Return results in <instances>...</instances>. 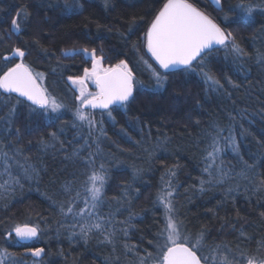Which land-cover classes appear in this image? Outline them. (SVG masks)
<instances>
[{"label": "trees", "instance_id": "obj_1", "mask_svg": "<svg viewBox=\"0 0 264 264\" xmlns=\"http://www.w3.org/2000/svg\"><path fill=\"white\" fill-rule=\"evenodd\" d=\"M66 2L82 7L67 10ZM190 2L232 31L247 53L237 57L231 50L220 48L207 57L206 70L224 87L213 91L197 74L199 68L188 74L177 72L164 89L139 92L127 109L117 108L114 121L100 116L97 110L95 119L103 120V135L99 123L89 135L87 127H72L76 102L68 77L81 75L90 61L82 55L64 57L62 53L96 48L106 65L125 60L136 78L149 84L140 57H150L142 42L139 52L133 43L143 36L160 0H111L107 9L103 0H0V70L10 66L3 56L10 55L14 47L25 50V63L44 73L45 87L66 105L51 118L17 105L9 126L6 118L14 101L7 105L0 102V117L5 118L0 119V183L10 174L23 184V188L14 186L8 199H0V232L5 224L23 221L29 215L43 229L40 239L23 245L0 239V247L15 253L19 264L37 260L39 264H136L137 257L126 251L125 245L135 246L140 255H145V249L154 251L149 241L163 223L156 193L161 177L170 168H175L174 179L179 185L175 207L186 227L193 234L203 228L209 245L228 243L235 249L239 244L249 254L255 253L257 241L264 239V193L252 191L264 180V65L257 62L258 53L264 54V10L257 8L246 17L236 5H259L264 0H221L219 10L213 0ZM21 9H26L27 15L20 17L21 31L12 34V18ZM229 79L238 87L229 84ZM217 127L224 129L223 136L231 129L238 153L221 139L223 151L216 163L222 162L228 175L223 183L205 184V190L200 191L201 179H208L203 169L206 150H210L209 133L214 135ZM52 132L56 139L49 135ZM3 152L11 159L5 161ZM90 153L95 167L104 162L109 169L99 214L115 213L114 244L102 242L103 236L95 232L87 242L79 236L69 240V233L79 232V227L73 229L72 216L64 217L59 210V204L64 202L67 207L69 200L65 185L72 182L74 196L86 179L84 160ZM20 164L34 166L38 178L24 179ZM136 169L142 171L133 177ZM128 183L132 184L128 189L131 203L124 198ZM76 207H83V197ZM130 215L133 226L125 235L119 229L126 225L116 222ZM241 229L250 241L240 235ZM27 247H42L44 253L40 258L32 257Z\"/></svg>", "mask_w": 264, "mask_h": 264}, {"label": "snow or ice", "instance_id": "obj_2", "mask_svg": "<svg viewBox=\"0 0 264 264\" xmlns=\"http://www.w3.org/2000/svg\"><path fill=\"white\" fill-rule=\"evenodd\" d=\"M110 3L111 0H103L106 9ZM213 3L219 10L221 0H213ZM64 7L71 10L82 7V5L66 2ZM257 8L264 10V3L252 5L241 2L236 5L239 13L246 17H251ZM230 11L233 10L230 9ZM24 15H27L26 9H21L12 18L9 30L12 34L21 31L19 20ZM224 20L227 22V14ZM141 42L146 56L150 57V60L145 56L140 57V62L149 74L150 82L147 85L136 78L134 71L125 60L105 66L104 57L102 54H97L96 48H74L62 53L64 57L82 55L86 62L91 61V67H84L82 75L68 77L69 84L75 90L76 102L72 127H87L89 135H92L99 123V131L103 135V120L98 122L95 119L97 110L100 116L107 115L114 121L113 112L117 108L127 109L139 92H156L164 89L169 77L177 72L188 74L197 72L199 68L197 74L202 76L204 83L210 85L213 91H217L224 85L209 70H206L207 57L220 48H223L225 52L231 50L237 57L247 55L232 31H227L216 19L200 10L190 0H160V6L147 24L143 36L133 43V48L137 52H139ZM25 57L26 51L19 47H14L10 55L3 56L5 64L10 66H7L6 70H0V102L7 105L14 101L11 103L6 118L9 126L17 105H24L29 112L43 114L49 118L66 108V105L45 87L44 73L35 71L28 63H25ZM17 58L19 62H15ZM257 62L264 65V54L258 53ZM228 83L233 87H238L230 79ZM0 119L5 118L0 117ZM18 132L19 129H17ZM223 132V128L217 127L214 135L209 133L211 143L208 147L210 150H206V164L203 169L208 174V179H201L200 191L205 190V184L223 183L228 175L223 163L219 165L216 163L219 154L223 151L221 139L232 148L233 152L238 153V145L231 129L227 136H223ZM49 135L53 139L57 138L55 132ZM2 155L5 161L11 159L7 152H3ZM73 155L79 156V153L74 152ZM84 164L86 179L80 188L75 189L74 196L71 195L72 182L66 184L64 191L69 194L67 207L64 202L59 204L61 215L72 216L74 223L71 227L73 229L79 227V232L69 233V240L74 236H79L87 242L95 232L103 236L102 242L114 244L117 232L114 223L115 213L110 212L107 216L99 214V209L104 202L105 187L109 180V169L104 162H101L98 168L95 167L96 161L91 153L84 160ZM245 166L252 167L248 164ZM4 167L7 173L8 164L5 163ZM19 167L22 169L24 179L31 181L38 178V171L34 166L20 164ZM141 171L140 169L134 170L133 177L139 175ZM175 177V168L168 169L161 177V187L156 193L155 203L163 209V223L155 233V238L149 241L154 251L145 249V255H140L135 251V246L129 248L125 245L126 251H132L137 257L136 264H264V239L257 241L255 253L249 254L247 249H242L239 244L235 249L228 243L209 245L206 242V233L203 228L193 234L179 217L175 207V197L179 187L175 182ZM14 186L23 188L21 179L9 174V179L0 183V199H8L9 195L15 191ZM131 187V183L124 186V198L128 199L129 203H131V198L128 189ZM232 191L233 189H228L229 193ZM252 191L253 193H264V180L254 185ZM81 197H83V207L77 209L76 204ZM119 202L122 203L123 200ZM261 215L264 216V213ZM131 220L130 215L125 221H117L116 223L126 225L119 231L127 235L128 228L133 226ZM60 226H64L63 222ZM233 230H235L234 226ZM42 231L41 224L33 222L29 215L23 221L5 224L3 231L0 232V239H3L5 243L23 245L25 242L40 239ZM240 235L251 240V237L245 235L243 229L240 230ZM26 250L35 258H40L44 253L42 247H27ZM15 255L7 247H0V264H19ZM34 264H39V261H34Z\"/></svg>", "mask_w": 264, "mask_h": 264}, {"label": "rangeland", "instance_id": "obj_3", "mask_svg": "<svg viewBox=\"0 0 264 264\" xmlns=\"http://www.w3.org/2000/svg\"><path fill=\"white\" fill-rule=\"evenodd\" d=\"M90 61V60H89ZM105 66H107L106 64H105ZM88 67H91V61L89 62V66ZM82 74H83V72H82ZM81 74V75H82ZM69 83V82H68ZM70 85V84H69ZM71 86V85H70ZM71 88H72V86H71ZM74 90V89H73ZM74 92H75V90H74Z\"/></svg>", "mask_w": 264, "mask_h": 264}]
</instances>
